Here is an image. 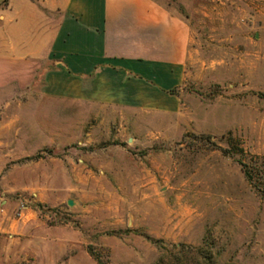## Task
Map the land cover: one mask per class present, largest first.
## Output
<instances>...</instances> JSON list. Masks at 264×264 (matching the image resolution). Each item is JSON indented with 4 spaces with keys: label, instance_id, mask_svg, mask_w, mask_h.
I'll list each match as a JSON object with an SVG mask.
<instances>
[{
    "label": "rangeland",
    "instance_id": "374dc122",
    "mask_svg": "<svg viewBox=\"0 0 264 264\" xmlns=\"http://www.w3.org/2000/svg\"><path fill=\"white\" fill-rule=\"evenodd\" d=\"M153 1L162 82L44 64L0 89V264H264L237 164L264 156V0Z\"/></svg>",
    "mask_w": 264,
    "mask_h": 264
},
{
    "label": "crops",
    "instance_id": "0c3cea01",
    "mask_svg": "<svg viewBox=\"0 0 264 264\" xmlns=\"http://www.w3.org/2000/svg\"><path fill=\"white\" fill-rule=\"evenodd\" d=\"M165 19L153 0H0V89L44 64L88 81L117 70L162 82L180 58Z\"/></svg>",
    "mask_w": 264,
    "mask_h": 264
},
{
    "label": "trees",
    "instance_id": "16d2710c",
    "mask_svg": "<svg viewBox=\"0 0 264 264\" xmlns=\"http://www.w3.org/2000/svg\"><path fill=\"white\" fill-rule=\"evenodd\" d=\"M260 96L264 98L263 94ZM222 152L241 154L242 149L234 146L233 149H222ZM237 164L245 181L264 200V156L251 155L246 160L238 159Z\"/></svg>",
    "mask_w": 264,
    "mask_h": 264
},
{
    "label": "water",
    "instance_id": "95a60500",
    "mask_svg": "<svg viewBox=\"0 0 264 264\" xmlns=\"http://www.w3.org/2000/svg\"><path fill=\"white\" fill-rule=\"evenodd\" d=\"M68 204H70V203L68 202Z\"/></svg>",
    "mask_w": 264,
    "mask_h": 264
}]
</instances>
